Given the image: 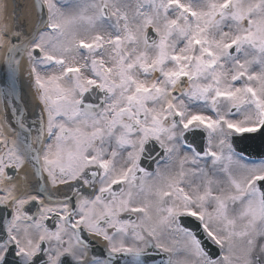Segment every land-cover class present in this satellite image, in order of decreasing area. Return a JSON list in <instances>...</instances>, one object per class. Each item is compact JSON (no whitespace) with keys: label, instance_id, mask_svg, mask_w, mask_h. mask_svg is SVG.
<instances>
[{"label":"snow or ice","instance_id":"1","mask_svg":"<svg viewBox=\"0 0 264 264\" xmlns=\"http://www.w3.org/2000/svg\"><path fill=\"white\" fill-rule=\"evenodd\" d=\"M21 7L10 32L0 2V264H264V158L240 147L264 140V0H34L29 33Z\"/></svg>","mask_w":264,"mask_h":264},{"label":"water","instance_id":"2","mask_svg":"<svg viewBox=\"0 0 264 264\" xmlns=\"http://www.w3.org/2000/svg\"><path fill=\"white\" fill-rule=\"evenodd\" d=\"M22 4V3H21ZM7 70L4 77V83L7 81ZM19 83V80H18ZM18 87V84H17ZM196 145L202 150L204 146V139L202 134H199L195 139ZM241 148L244 149L245 152H247L252 158H264V140H257L253 142H246L245 144L240 145ZM145 166L147 165V162H145ZM205 247L208 248L211 253L215 256L217 255V251L212 247V245L205 240Z\"/></svg>","mask_w":264,"mask_h":264},{"label":"flooded vegetation","instance_id":"3","mask_svg":"<svg viewBox=\"0 0 264 264\" xmlns=\"http://www.w3.org/2000/svg\"><path fill=\"white\" fill-rule=\"evenodd\" d=\"M6 136H8L9 139H12L13 138L10 135H6ZM31 176H32V171L27 172L26 166L19 173L16 174V177H15V179L12 182L17 185V192L18 193L29 190L30 186L36 183V180H35L34 176L32 178H31ZM26 180L29 181V184L27 186L24 185V183H25ZM61 187H63V186H61ZM52 191L53 192H56V189H52ZM33 211H34V209H33ZM49 223H51V222H49ZM84 236L85 237H89L91 239L98 238V237H95V236H89L86 233L84 234ZM98 239H99V242H100V246L105 249L106 248V242L103 241L100 238H98Z\"/></svg>","mask_w":264,"mask_h":264},{"label":"bare ground","instance_id":"4","mask_svg":"<svg viewBox=\"0 0 264 264\" xmlns=\"http://www.w3.org/2000/svg\"><path fill=\"white\" fill-rule=\"evenodd\" d=\"M15 2H16V5H17V3H21V0H15ZM19 14H20V12H19ZM34 20H35V18L33 19V21H34ZM31 22H32V20H31ZM16 24L22 26V27H23V30L26 31V28H27V26H28V23H26V22L24 21V17H22V15L18 17V19H17V21H16ZM30 25H31V23H30ZM22 68H23V67H22ZM29 122H30V121H29ZM26 182H27V183H26ZM28 184H29V181L26 180L25 183H24V185L27 186Z\"/></svg>","mask_w":264,"mask_h":264},{"label":"rangeland","instance_id":"5","mask_svg":"<svg viewBox=\"0 0 264 264\" xmlns=\"http://www.w3.org/2000/svg\"><path fill=\"white\" fill-rule=\"evenodd\" d=\"M0 2H4V0H0ZM30 1L29 0H26L25 1V4H27L26 5V11L24 12L25 13V16H28V14H29V12H30V9H31V6L29 5L30 3H29ZM0 123H1V121H0Z\"/></svg>","mask_w":264,"mask_h":264}]
</instances>
